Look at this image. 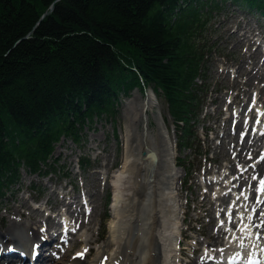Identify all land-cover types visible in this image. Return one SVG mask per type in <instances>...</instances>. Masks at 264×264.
Returning <instances> with one entry per match:
<instances>
[{"label": "trees", "instance_id": "1", "mask_svg": "<svg viewBox=\"0 0 264 264\" xmlns=\"http://www.w3.org/2000/svg\"><path fill=\"white\" fill-rule=\"evenodd\" d=\"M228 1L264 12V0H0V206L21 167L56 170V143L81 145L136 87L164 97L190 146Z\"/></svg>", "mask_w": 264, "mask_h": 264}, {"label": "bare ground", "instance_id": "2", "mask_svg": "<svg viewBox=\"0 0 264 264\" xmlns=\"http://www.w3.org/2000/svg\"><path fill=\"white\" fill-rule=\"evenodd\" d=\"M251 29L252 32L257 31L255 27ZM229 35L244 36L238 31ZM244 37L247 38V35ZM245 44L246 49L240 61L238 75L247 76L245 84L250 88L244 89L240 80L237 85L240 92L245 91L248 99L254 97L251 89L255 87L257 89L255 99L264 107V74L258 71L259 66L264 65L260 45L252 51L256 42L249 38ZM248 56L252 57L250 63L245 58ZM247 103L248 100L244 99L242 104L244 110L240 111L239 120L236 122L233 138L235 143L231 141V148L225 143L221 147L227 164L218 165L216 173L221 176L210 182L209 191L213 186L212 192L215 191V186H221L223 189L215 191L214 199L210 197L209 191L204 192L200 208L206 209L210 220L199 229L204 237L197 240L198 246L195 247L197 255L191 260L194 264H198L200 260L208 264L219 261L220 256L228 252L234 256L244 253L248 262L254 261L255 264H260L257 263V254L259 249L264 248V226L258 227V225L264 221V216L260 215L264 212V193H260L257 189L259 181L264 179V159H262L264 126L261 123L264 120V115H261L264 110L262 107L257 114L253 109L246 113ZM151 116L156 122L154 127L150 125ZM257 116L260 118L257 124V132L260 134L252 133V125L247 128V125L241 121L244 117H249L254 122ZM233 118L234 114L228 115L230 122ZM123 119L124 129L120 132L123 147L122 163L115 169L111 178L113 198L110 234L104 242L99 243L103 240V236L101 233L96 235L92 228L97 209L95 214L91 212V215L87 216V210L82 209L83 205L79 207L81 204L77 198L79 196L68 202L62 199V203L66 206L65 210L77 224L74 228V236L69 241L70 245L63 244L60 247L62 253L60 257L58 254H52L51 264H59L63 258L69 257L71 259L68 264H189L178 258L181 253L177 250L179 238L176 232L179 227V212L176 196L180 195L182 185L177 188L176 178L181 169L176 165L171 133L154 91H148L146 97L135 93L134 96L127 98L123 106ZM241 130L244 132L242 137L239 133ZM248 153L251 156H248ZM152 155L156 156L157 160L153 161ZM220 170L222 171L218 172ZM55 193L56 190H52V195ZM91 199L87 204L92 202ZM22 207L29 210L27 214L21 211ZM218 207L219 220L215 214ZM9 209L26 216L30 222L39 220L37 215L44 214L43 210L34 212L26 200H22L18 206L10 204ZM188 211L189 208L183 213ZM229 215L232 216L231 221L228 219ZM17 218L16 215L9 216L5 226L7 233L6 231L2 233L7 237L0 241V251L3 256L11 257L20 251L25 252L29 247H40L38 251L44 248L45 243H38L33 238L35 233L40 237V229L36 230L30 224L19 222ZM52 218V214H47L45 220L52 223L48 228L51 229L50 231L54 229L53 232L56 234L62 224L54 223ZM220 221H224L223 226ZM64 227H67V230L71 228L67 222ZM245 227L248 231L241 232L240 229ZM256 233L260 234V239H257ZM13 240L21 241V244L12 246L16 244ZM241 240L244 247H241ZM202 243L206 244L205 250L202 249ZM63 247L67 249L63 250ZM43 258L44 252H41L40 260ZM12 262L14 261L7 260L0 263L16 264ZM262 262L264 264V258Z\"/></svg>", "mask_w": 264, "mask_h": 264}, {"label": "rangeland", "instance_id": "3", "mask_svg": "<svg viewBox=\"0 0 264 264\" xmlns=\"http://www.w3.org/2000/svg\"><path fill=\"white\" fill-rule=\"evenodd\" d=\"M217 23L218 24L212 28V33L210 34L212 41H215L217 53L214 54L208 72L210 91L207 100L208 104L205 109L206 117L203 116L197 126L200 144H197L190 149H181L177 142V134L173 120L168 115L162 100L158 99L171 133V143L176 155V161L186 163L187 168L189 169L188 173L181 168V172L176 178V184L178 187L182 185L184 180V187L180 189V195L176 196L179 212V231H177V233L179 236L181 233L180 230H182L186 234L192 236L191 239L185 240L186 245H188V243H191V245L185 252L183 261H189V257L191 258L196 255V252L194 251V246L198 245L196 240L203 239L204 237L202 234L198 233V231L203 225L207 224L210 219L205 211L206 209L204 210L203 208H200L203 198L202 192L206 189L205 181L211 179V177H220L219 173H215V170L220 162L227 163V161L224 160L225 153L221 152V147L225 143L228 148H231V141L234 142L233 138L236 131V120L230 122L228 121L227 116L232 111L234 114L238 115L241 110L240 105L242 104V99L237 97V94L239 93L237 87L238 80L242 81L243 88H250L249 85L244 84L247 76L244 74L238 75V70L240 71V61L243 59L242 55L245 53L246 49L245 43H247L249 39L244 36L230 37L229 34L234 31H238L239 33L247 32V34H250L249 31H252L250 28L252 26L257 27L260 34L251 36L253 41H258L257 44L253 46L252 51H254L260 43L262 60H264V16L262 14H250L247 12V8H240L236 5L233 6L227 4L225 11L218 17ZM246 59L249 63L252 62V57L248 56ZM263 66L264 65L259 66L258 69L261 74H264ZM135 93H139L141 97L146 96V92L140 89H135L133 92L130 91L128 96L122 100L120 114L116 120L112 123L108 122L106 124L104 121H98L95 125L96 128L92 127L88 129L84 149L79 148V146L74 144L71 140L65 139L56 146L54 156L59 161L58 165L60 167L59 170H61L60 174H51L48 177H38L24 171L22 181L15 187L14 196H9L3 203L2 212L0 213V234L6 231L5 226L9 216L11 217L12 215L18 216L17 220H19V222L23 221L27 223L26 225L30 224L37 230V228H39L44 222L46 215L50 212L49 210L43 209L42 204L34 203V198L40 195L39 190H42L44 194H46L45 198L49 197V200L54 202L56 206V202L63 198L61 193H67L70 191L66 190V188L72 183L76 188H79L77 191L72 190L75 195L84 194V196L81 197V200L86 197L92 198L90 206L87 207L86 205L84 208H89L90 210L87 216L91 215V212L95 214L97 209L96 220L92 228L96 235L101 233L103 236V240H100L99 243L104 242L108 238L112 216L110 202L113 186L111 178L115 169L121 165L123 158L122 141L121 138H119L120 132L124 129L123 106L125 100L134 96ZM241 94L245 97L244 92H241ZM253 103L254 101L250 103L249 110L254 106ZM157 109L158 108L156 107L155 110ZM247 120L248 118L244 120V123H246ZM150 124L152 127L156 126V122L152 116ZM247 126H249V123ZM207 127L210 128L209 133L207 132ZM252 132L254 133V130ZM87 153L93 157L95 165L89 171H82L78 168V160L81 155ZM247 155L249 156L250 153ZM63 172H66L68 177L62 178ZM203 174H209V177H203ZM188 176L191 177V180L185 183ZM33 183L39 188V190L33 189ZM52 190H56V193L53 195ZM87 190L88 192L85 194ZM42 199L44 200V198ZM22 200L28 201L34 212H38L40 209L44 211V214L37 215L39 220L30 222L26 216H21L16 211L9 209L10 204L18 206ZM37 206H40L39 209ZM187 208H189V211L185 215L183 212ZM21 209V211L26 214L29 211L26 207H22ZM57 209L61 210L58 207ZM107 216L110 218L107 219ZM183 216H186V219L184 223H181ZM60 217L61 216L59 215L55 220H58ZM19 222L16 223L19 224ZM45 225L46 223L43 224V226ZM49 225H52V223L49 222ZM52 232L47 231V234ZM67 234L70 237L72 236V234ZM56 235L59 240H61V232L57 231ZM0 237H2L0 239H4V236ZM66 242L70 245L69 240ZM57 245L59 244L57 240H55L48 246V248H51L49 250H53V247ZM203 248H205L204 245ZM55 251L58 252L59 250L56 249ZM73 255L74 254H72V257ZM70 259V257L63 258L59 264H68Z\"/></svg>", "mask_w": 264, "mask_h": 264}, {"label": "snow or ice", "instance_id": "4", "mask_svg": "<svg viewBox=\"0 0 264 264\" xmlns=\"http://www.w3.org/2000/svg\"><path fill=\"white\" fill-rule=\"evenodd\" d=\"M261 115H264V113H261ZM256 122L259 123L260 121L257 120ZM246 123H247V121H246ZM262 159H264V157H262ZM253 179H256V177H253ZM257 190H258L260 193H264V179H261V180L259 181V188H258ZM257 199H258V202H259V198H257ZM260 215H261V216H264V212H261ZM228 219H229V221H231V220H232V216L229 215ZM220 223H221V225L223 226L224 221H220ZM259 226H264V221H262V222H261V225H258V227H259ZM228 231H232V230H231V229H228ZM240 231H241V232H245V231H248V229H247V227H245V228H241ZM248 234H249V236L251 235L250 232H249ZM256 237H257V239H260V238H261L259 233H256ZM233 238H234V239H238V238H236V237H233ZM241 247H244V244H243V241H242V240H241ZM79 255H82V254H79ZM252 264H255V262L253 261Z\"/></svg>", "mask_w": 264, "mask_h": 264}, {"label": "water", "instance_id": "5", "mask_svg": "<svg viewBox=\"0 0 264 264\" xmlns=\"http://www.w3.org/2000/svg\"><path fill=\"white\" fill-rule=\"evenodd\" d=\"M53 8H54V4L51 6V9H53ZM152 159H153V160H156V157L153 155V156H152Z\"/></svg>", "mask_w": 264, "mask_h": 264}]
</instances>
